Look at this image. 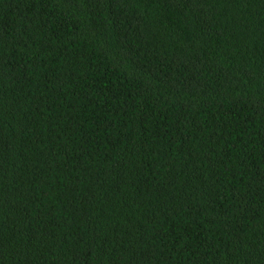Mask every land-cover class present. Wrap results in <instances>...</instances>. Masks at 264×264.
I'll return each mask as SVG.
<instances>
[{
  "label": "trees",
  "instance_id": "1",
  "mask_svg": "<svg viewBox=\"0 0 264 264\" xmlns=\"http://www.w3.org/2000/svg\"><path fill=\"white\" fill-rule=\"evenodd\" d=\"M0 264H264V0H0Z\"/></svg>",
  "mask_w": 264,
  "mask_h": 264
}]
</instances>
